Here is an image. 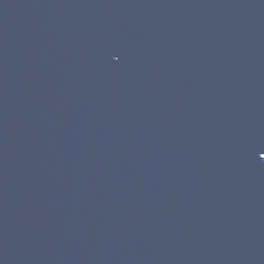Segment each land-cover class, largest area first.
<instances>
[{"label":"water","instance_id":"obj_1","mask_svg":"<svg viewBox=\"0 0 264 264\" xmlns=\"http://www.w3.org/2000/svg\"><path fill=\"white\" fill-rule=\"evenodd\" d=\"M0 264H264V0H0Z\"/></svg>","mask_w":264,"mask_h":264}]
</instances>
